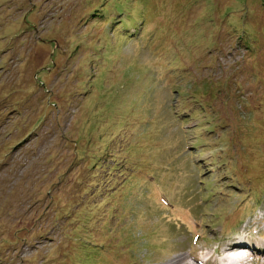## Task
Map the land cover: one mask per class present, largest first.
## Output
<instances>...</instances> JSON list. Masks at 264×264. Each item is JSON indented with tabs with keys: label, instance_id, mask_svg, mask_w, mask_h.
Listing matches in <instances>:
<instances>
[{
	"label": "rangeland",
	"instance_id": "obj_1",
	"mask_svg": "<svg viewBox=\"0 0 264 264\" xmlns=\"http://www.w3.org/2000/svg\"><path fill=\"white\" fill-rule=\"evenodd\" d=\"M230 239L264 246V0H0V264Z\"/></svg>",
	"mask_w": 264,
	"mask_h": 264
},
{
	"label": "bare ground",
	"instance_id": "obj_2",
	"mask_svg": "<svg viewBox=\"0 0 264 264\" xmlns=\"http://www.w3.org/2000/svg\"><path fill=\"white\" fill-rule=\"evenodd\" d=\"M238 238H240L241 240H246V239L241 238V235H239ZM230 240L231 241L226 244L225 250L226 249L232 250L234 247L237 250L232 251V253L225 254L223 256V258L220 260V262L225 260V258L227 257V259L229 260V264H248V260L251 259L250 253H253L255 251L254 249H256V251L260 252V253L264 252V246L258 247V246H256V244L254 242L252 244H250V243H245V241H236L235 239H230ZM256 243H258V242L256 241ZM245 248H247V249L244 251ZM233 260H234V262H233ZM196 262H198L199 264H201V263L214 264V263H211L210 261H208V259H206L204 262L198 259V260H196Z\"/></svg>",
	"mask_w": 264,
	"mask_h": 264
}]
</instances>
